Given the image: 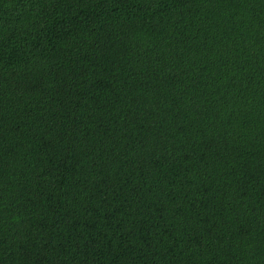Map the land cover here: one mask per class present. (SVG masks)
Instances as JSON below:
<instances>
[{"label": "trees", "instance_id": "trees-1", "mask_svg": "<svg viewBox=\"0 0 264 264\" xmlns=\"http://www.w3.org/2000/svg\"><path fill=\"white\" fill-rule=\"evenodd\" d=\"M0 264H264V0H0Z\"/></svg>", "mask_w": 264, "mask_h": 264}]
</instances>
